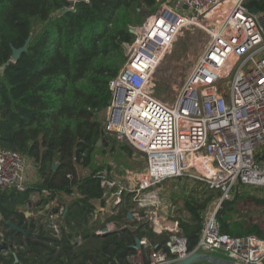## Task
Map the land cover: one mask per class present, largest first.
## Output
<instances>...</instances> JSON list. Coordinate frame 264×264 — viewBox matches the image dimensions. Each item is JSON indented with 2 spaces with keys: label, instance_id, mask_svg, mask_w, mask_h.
Wrapping results in <instances>:
<instances>
[{
  "label": "trees",
  "instance_id": "16d2710c",
  "mask_svg": "<svg viewBox=\"0 0 264 264\" xmlns=\"http://www.w3.org/2000/svg\"><path fill=\"white\" fill-rule=\"evenodd\" d=\"M163 3L78 0L69 10L66 0H0V148L31 161L36 178L24 191L0 189V240L13 247L0 252V264H133L137 237L163 241L145 219H128L134 194L125 193L118 206L104 211L101 174L114 169L97 160L112 155L129 168L124 152H133L105 131L101 114L111 105L110 82L126 62L124 44L135 39L131 28ZM248 8L263 12L264 0H250ZM28 38V50L14 62L13 48ZM177 180L186 182L183 204L177 208L170 199V212L192 252L208 207L222 195L198 179ZM242 187L217 212L220 232L264 240V197L250 190L257 188ZM56 215L59 236L50 227ZM110 223L116 225L111 234H97Z\"/></svg>",
  "mask_w": 264,
  "mask_h": 264
},
{
  "label": "built area",
  "instance_id": "2783aa9c",
  "mask_svg": "<svg viewBox=\"0 0 264 264\" xmlns=\"http://www.w3.org/2000/svg\"><path fill=\"white\" fill-rule=\"evenodd\" d=\"M66 1L74 10L78 0ZM249 1L164 0L156 13L131 28L135 39L124 44L126 62L110 82L105 131L142 152L146 165L122 179L105 170L101 179L104 211L118 206L125 193L134 194L131 219H145L164 237L153 244L142 238L133 264H176L196 253L217 256L214 252L235 264H264L263 239L222 235L216 218L237 189L264 188V11L252 14ZM189 27L203 31L208 41L170 105L154 95V74ZM185 176L222 195L214 210L206 211L192 252L158 187ZM27 179V160L0 148V189L24 191L31 184ZM58 218L50 219L57 236ZM106 229L113 232L116 225Z\"/></svg>",
  "mask_w": 264,
  "mask_h": 264
},
{
  "label": "rangeland",
  "instance_id": "374dc122",
  "mask_svg": "<svg viewBox=\"0 0 264 264\" xmlns=\"http://www.w3.org/2000/svg\"><path fill=\"white\" fill-rule=\"evenodd\" d=\"M149 15L151 14H148V12H145L143 14L144 19L142 23ZM142 23L136 25L135 27L140 26ZM207 41L208 36L196 27H189L178 36L172 46L171 51L166 54L157 72L154 74L152 89L154 95L159 100L170 105L175 103L178 93L183 89L186 82L190 78L192 70L197 64L200 55L203 52L204 45L207 43ZM101 118L104 122L106 121V115L104 113H102ZM120 141L123 142L124 145H126L129 150L133 152V157L124 152L125 157L128 158L126 159V161L128 162L129 168H125L122 165L119 166V162L114 159L112 155H107L106 157L99 155L97 160L100 164H105L106 162L107 164L111 165V167L114 169L112 172H114L116 175H118V177L122 179L123 177L125 178V176H127L128 174L141 171L145 164L142 165L141 168L139 167L141 163H144V154L142 152L137 151L131 144H129L125 140ZM27 174V180L29 181V184L34 183L36 181V178L34 175L33 163L31 161H27ZM185 183L186 182L182 183V181L174 179L164 182V184L161 186V193L166 202V206L169 207L168 210H170L173 199L175 201L177 200L178 202L176 204L177 208L183 204V202L180 201V197ZM250 190H254L253 192L255 194L264 197V188ZM240 191H244L243 187L240 189ZM170 199L172 202H170ZM214 208L215 204L209 206L207 210H214ZM248 216L252 215L248 214ZM174 217L176 218V216ZM213 254L222 257L225 256L220 252H214Z\"/></svg>",
  "mask_w": 264,
  "mask_h": 264
},
{
  "label": "water",
  "instance_id": "95a60500",
  "mask_svg": "<svg viewBox=\"0 0 264 264\" xmlns=\"http://www.w3.org/2000/svg\"><path fill=\"white\" fill-rule=\"evenodd\" d=\"M160 1H164V0H160ZM251 13L257 14L258 10L256 8H253L251 10ZM131 32H132V30H131ZM30 41H31V38H28L25 45L20 49L13 48L12 60L14 62H17L20 59L21 55L28 50V46H29ZM3 70H4V68L0 69V71H3ZM98 145L100 146L101 142H98ZM52 167H53V169H56L58 167V164L56 162H53ZM128 218L131 219L132 216L128 215ZM8 225L12 230L26 234V232L22 228L18 227L17 225L13 224L12 222H8ZM111 233L112 232L105 229L103 231L102 236H106V235H109ZM131 247L134 250L139 251L141 249V239L137 237L135 239V245L131 246ZM12 248H13L12 246H8L6 243H0V252L7 250V249H12ZM14 256L16 257V255H14ZM16 261H17V258H16ZM199 262H208L210 264H235L231 260H226V259H223V258H220L217 256L205 255V254H201V253H196V254H194V255H192V256L186 258L185 260L180 261L176 264H197Z\"/></svg>",
  "mask_w": 264,
  "mask_h": 264
},
{
  "label": "crops",
  "instance_id": "0c3cea01",
  "mask_svg": "<svg viewBox=\"0 0 264 264\" xmlns=\"http://www.w3.org/2000/svg\"><path fill=\"white\" fill-rule=\"evenodd\" d=\"M105 115H106V111L105 112H103ZM102 115V114H101ZM32 208H36V206L34 205ZM28 215V214H27ZM220 257H222V256H220Z\"/></svg>",
  "mask_w": 264,
  "mask_h": 264
}]
</instances>
